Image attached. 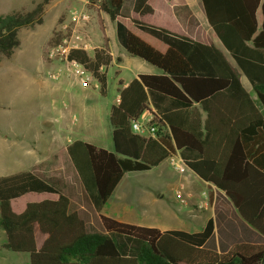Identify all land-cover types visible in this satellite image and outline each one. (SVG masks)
<instances>
[{"label":"trees","instance_id":"trees-1","mask_svg":"<svg viewBox=\"0 0 264 264\" xmlns=\"http://www.w3.org/2000/svg\"><path fill=\"white\" fill-rule=\"evenodd\" d=\"M50 1L0 15V60L9 59L19 46L20 29L42 23ZM148 1L134 0L132 12L152 15ZM96 2L110 21L121 16L123 0ZM200 2L207 24L237 69L213 45L130 18L136 30L166 47L160 53L118 22L127 53L160 73L139 75L119 92V103L109 114L112 152L81 140L66 148L105 233L86 232L79 216L68 213L64 195L30 172H21L0 177V229L8 250L27 254L29 264H264V243H236L220 254L203 248L213 231L211 219L202 233L188 234L102 215L124 174L157 167L178 152L184 165L223 192L239 217L264 238V0ZM59 39L54 30L47 45ZM69 58L92 74L105 96L107 77L101 68L110 62L106 51L96 48L90 56L74 50ZM241 74L256 100L242 86ZM151 109L159 118L156 139L136 135L130 126ZM30 194L50 197L22 203ZM36 232L44 236L40 247Z\"/></svg>","mask_w":264,"mask_h":264},{"label":"crops","instance_id":"crops-1","mask_svg":"<svg viewBox=\"0 0 264 264\" xmlns=\"http://www.w3.org/2000/svg\"><path fill=\"white\" fill-rule=\"evenodd\" d=\"M154 1H148V4L154 10L153 14L138 17L132 12L134 0H123L121 16L115 21H110L99 10V22L97 24L93 22L89 27L93 41L97 43L96 47L103 48L110 56L109 64L101 68L105 72L106 77L109 67L116 75V78L120 76L123 70L132 72V77L128 82H123L118 77V84L115 88V102L109 105V109H106L104 112L108 127H104L105 129H102L101 133H99L100 135H96L93 131L95 129V118L98 114H95L96 108L93 109L91 107L94 100L96 101L97 97L101 96L99 87L81 86L75 79L65 74L59 80L52 81L46 77V72L55 66L50 63L48 66L51 67L43 76L36 68L33 77L26 80V84L30 91L37 92L46 98L47 96L53 98L52 102L55 97L56 100L60 98L61 107H55L53 103L52 106L50 103L47 105L46 111L48 112L49 110L51 112L50 114L39 115L41 123L35 126L37 131L35 130V134H33L34 140L27 141L26 134L23 132L19 136H11L13 137L12 140H10L9 135L0 136V154H2L0 159V177L30 172L46 183L47 181L54 182L53 180L55 179L54 184L58 188H64V193L49 183L47 184L68 199V213L75 212L79 216L84 222L86 232L92 227L96 233H105L99 216L89 202L67 156L66 148L73 141L81 140L112 152V127L109 124V114L111 107L119 103V92L139 75H156L160 73L157 68L127 53L124 46V35L120 34L117 29L118 22L127 31L160 53H164L166 47L136 30L131 25L130 18L168 28L204 45H213L222 54L225 51L231 60L227 59L228 62L236 68L229 53L224 49L213 30L207 24L200 0H162L164 10L161 15L163 23H156L154 21V16L157 13L153 5ZM86 6L84 3L83 8L89 12ZM89 8L91 10V7ZM257 18L260 22L261 16L259 12ZM216 42L219 43V46L214 44ZM88 54L93 56L94 51L88 52ZM238 72L240 73L239 70ZM240 81L244 89L250 93L252 99L256 100L249 81L242 74L240 75ZM260 111L263 114L264 109L260 108ZM97 126L99 125L97 124ZM45 132V136L49 138L48 142L43 138ZM67 135H72L74 139L69 138ZM107 138H109L110 146L104 145V140ZM43 146L46 147L44 148ZM171 156L181 159L178 152ZM164 163L174 173H177L169 166L168 159L160 165ZM160 165L143 172H151ZM184 171L188 174V180L179 179L173 183V187L171 188L174 199V191L179 187L183 188V192L187 196V201L184 205L179 204L175 199L180 208L171 206L168 203H162L159 193L138 196L139 198L136 200L134 196L132 198L131 196H126V193L122 190L126 173L107 201L102 210V215L118 222L154 228L160 232L177 230L188 234L202 233L207 221L211 219L213 221V231L202 247L219 254L228 250L236 243H264V238L239 217L223 192L216 189L213 185L202 181L188 168H185ZM66 189L69 191L68 193ZM202 192H206L208 199L206 206L199 209L197 208V204L201 200ZM209 193L211 194V198L209 197ZM43 240L44 236L36 232L37 247H40ZM5 243L6 236L3 230L0 229V264H29V256L27 254L11 252L5 247Z\"/></svg>","mask_w":264,"mask_h":264},{"label":"rangeland","instance_id":"rangeland-1","mask_svg":"<svg viewBox=\"0 0 264 264\" xmlns=\"http://www.w3.org/2000/svg\"><path fill=\"white\" fill-rule=\"evenodd\" d=\"M40 0H0V15L7 14L12 10L30 9L35 3ZM89 9L91 20L87 24L80 26V29L89 37L94 47L97 43L93 41L90 31V25L94 22L97 24L100 19L99 8L96 0H51L44 8L42 15V23L35 24L31 27L22 28L18 32L19 46L13 51L9 59L0 60V136L9 135L19 136L20 133H25L27 141L34 140L36 124L41 123L39 115L50 114L47 110L49 103L55 107H61V99L52 102L53 98L41 96L37 92L30 91L26 80L33 77L35 70L43 76V74L51 67L50 62L46 58V52L49 47L47 41L56 30L59 38L62 35V25L68 23V15L71 9L83 8V4ZM153 5L157 11L154 16L156 23L162 22L163 4L162 0H155ZM22 7V8H21ZM91 7V10L90 8ZM156 25V24H155ZM53 26V27H52ZM52 27V29H51ZM59 41V40H58ZM219 46V43H214ZM223 55L228 59V54L223 51ZM118 77L123 82H128L132 77V72L123 70L120 76L113 73L109 67L107 69V92L105 96H98L97 100L92 103V108L95 109V129L96 135H100L102 129L108 127L107 118L104 115L109 105L115 102L116 91L118 84ZM95 85V84H94ZM65 100V99H62ZM97 111V112H96ZM264 114V111H263ZM93 119V117H92ZM97 124L99 126H97ZM105 127V128H104ZM37 131V130H36ZM44 135V140L48 142L49 138ZM74 139L72 135H67ZM61 139V138H60ZM109 138L104 140L105 146H110ZM109 144V145H108ZM44 148L46 146H43ZM2 154H0L1 159ZM186 171L181 173H174L166 163L160 165L151 172L143 173H127L123 182L122 190L126 196H134L135 200L138 196H147L151 193H159L161 195L160 201L165 204H170L176 208H180L175 202L171 188L173 183L179 179H187ZM188 180V179H187ZM55 182V179L53 180ZM54 182H49L50 185L57 188L64 193V188L56 187ZM58 184V183H57ZM66 192L69 191L66 189ZM50 195H26L21 199L22 203L30 201H41L48 199ZM88 233H96L94 228L88 229Z\"/></svg>","mask_w":264,"mask_h":264},{"label":"built area","instance_id":"built-area-1","mask_svg":"<svg viewBox=\"0 0 264 264\" xmlns=\"http://www.w3.org/2000/svg\"><path fill=\"white\" fill-rule=\"evenodd\" d=\"M90 20V13L84 8H75L69 11L68 23L61 27L63 31L61 38L55 45L49 47L46 52L47 60L55 65L46 72L48 79L57 81L65 74L71 76L81 86L99 87L98 82L82 64L69 58L71 51L79 50L88 53L97 48L93 46L85 32L80 29L81 25L89 23ZM158 124L159 118L156 116V112L151 109L144 111L138 119L131 122L130 126L134 134L156 139ZM168 164L177 173L184 172L186 168L182 160L174 156L168 158ZM174 195L179 204H186L187 196L184 194L182 187L174 191ZM200 198L201 200L198 202L197 208L202 209L206 206L208 195L206 192H202Z\"/></svg>","mask_w":264,"mask_h":264},{"label":"water","instance_id":"water-1","mask_svg":"<svg viewBox=\"0 0 264 264\" xmlns=\"http://www.w3.org/2000/svg\"><path fill=\"white\" fill-rule=\"evenodd\" d=\"M185 167H186V165H185ZM187 168V167H186Z\"/></svg>","mask_w":264,"mask_h":264}]
</instances>
